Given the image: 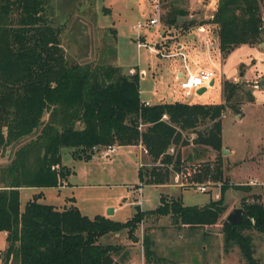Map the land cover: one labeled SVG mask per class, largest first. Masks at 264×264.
Returning a JSON list of instances; mask_svg holds the SVG:
<instances>
[{
    "label": "trees",
    "instance_id": "trees-1",
    "mask_svg": "<svg viewBox=\"0 0 264 264\" xmlns=\"http://www.w3.org/2000/svg\"><path fill=\"white\" fill-rule=\"evenodd\" d=\"M49 3L0 0V151H12L9 163L0 168V233L6 234L1 264H128L125 241L102 245L98 240L125 236L136 246L139 226L151 217H169L177 229L186 230L187 237L199 235L196 242L201 252L209 239L206 230L222 222L225 252L237 248L245 264H264L253 237L256 233L264 238V186L260 193H251L249 185L234 186L251 200L242 198L245 216L232 226L225 221L224 195L229 185L220 161L192 163L209 152H216L217 158L221 155V117L235 86L224 84L225 100L219 105L161 102L145 106L138 73L93 60L82 64L66 60L61 27L46 16ZM262 4L264 0L217 1L209 23L216 26L223 58L240 46L261 44ZM178 15L185 13L171 8L165 19L175 26ZM29 137L33 138L20 144ZM190 145L194 156L184 158L181 149ZM108 146L143 149L149 163L139 169L141 185L162 187L172 175L192 168L194 174L182 188L222 183L220 198L186 206L181 197L161 195L156 209L136 207L125 222L101 215L89 218L74 198L68 199L69 207L60 209L41 203L43 189L60 188L70 176L62 165L61 149H70L76 160L88 161ZM27 188L39 192L21 208V190ZM141 245L144 264L165 262L156 252L152 235H144Z\"/></svg>",
    "mask_w": 264,
    "mask_h": 264
},
{
    "label": "rangeland",
    "instance_id": "rangeland-1",
    "mask_svg": "<svg viewBox=\"0 0 264 264\" xmlns=\"http://www.w3.org/2000/svg\"><path fill=\"white\" fill-rule=\"evenodd\" d=\"M112 1L104 0L103 5H111L114 10L118 9L122 17L126 18L125 26L134 22L129 27H124L117 38L113 29L108 27L107 22H111V17L102 7L101 0H50L46 16L54 25L61 27V46L69 63L82 64L93 60L117 65L125 72L138 66L140 70L144 69L148 73L146 78L142 80L140 78L141 98L158 102V97L152 95L154 88L160 86L162 90L176 89L177 82L170 78L164 80L152 78L151 74L155 72L159 58L147 48L137 49L135 32L132 30L133 26L138 24L133 20L136 16L137 0H125L124 3ZM149 1L152 4V0ZM160 6L162 9L164 5ZM261 8L264 15L263 4ZM150 11L152 14L151 5ZM161 28L165 34L167 30L162 26ZM141 32L146 34L145 44L158 48L165 46L174 35L173 32L161 39L157 26L143 28ZM192 36H196L194 38L196 41L203 42L201 36L195 32ZM261 40V44L236 48L226 58L222 57V60L215 52L214 65L209 64L203 55L192 60L194 66L207 68L216 73L218 82L200 95L199 99L192 96L188 100L198 104L219 105L225 100L224 84L229 83L236 88L221 117L222 149L227 152L221 153L219 158L216 152H209L206 157L192 162L220 161L224 179L229 185L224 195V202L228 207L225 217L232 209L241 208L243 197L251 200L248 193L236 190L234 186L249 185L253 189L251 193H260L264 186V86L260 84L264 80V33ZM179 42H184L183 36H178L176 40L172 38L170 49ZM190 137L193 138V135ZM32 138L22 140L20 144L23 145ZM193 148V145L183 147L181 149L183 157L186 158L188 154L194 156ZM140 151L141 154L136 147H119L109 157H102L101 153H98L91 160L84 161L74 159L70 149H61L62 165L70 170V176L63 181L64 187L45 189V197L41 203L60 209L69 207L71 203H68V199L74 198V204L89 218L101 215L109 216L114 221L125 222L134 214L136 207L142 211L156 209L160 205L161 195L167 198L181 197L186 206H202L210 200L220 198L222 183L208 184L206 193H200L195 187L182 188L181 183L184 185L185 181L193 176L192 168L183 171L187 173L186 175L183 173L172 175L165 186L141 185L138 176L140 165L144 169L149 161L143 149ZM11 155L10 150L0 151V168L9 163ZM187 175L190 177L184 179ZM177 176L179 183L176 182ZM27 191L30 190L25 189L21 192V208L29 199L27 194L30 192ZM110 210L112 214L108 215ZM206 231L209 239L204 243L206 246H203L202 252L196 242L200 236L187 237L186 230L177 229L169 217H151L144 220L137 230L140 242L136 246H131L125 236H120L121 238L103 236L98 243L121 244L125 241L124 248H127L125 250L130 258L128 264H144L141 241L147 234L152 235L158 255L165 258L163 264H245L237 248L225 252L222 222ZM253 237L257 254L264 255V238L256 233ZM4 250L3 240L0 243V254Z\"/></svg>",
    "mask_w": 264,
    "mask_h": 264
},
{
    "label": "crops",
    "instance_id": "crops-1",
    "mask_svg": "<svg viewBox=\"0 0 264 264\" xmlns=\"http://www.w3.org/2000/svg\"><path fill=\"white\" fill-rule=\"evenodd\" d=\"M101 1H102V7H104L108 12L107 15L111 17V22H107L108 27L113 29L115 37L117 38L120 31L122 29L124 30V27H129V25H132L134 22L132 21L129 24L127 23V25L125 26L124 24L126 23V18L122 17V13L119 12L118 9L114 10L111 7V5L110 6H106L105 4L103 5L104 0H101ZM113 1L114 2L121 1L123 3L125 2V0H113ZM161 4L164 6L161 9V17H160L159 25H157V27H159L160 29L161 39L168 37V34L169 35L173 34V32H174V35L173 37H170L171 39H169V41L166 43V48L165 47L161 48L162 51H164L165 53H168L169 57L162 58V57L157 56L159 58V63H157V68L155 69V72H152L151 74L152 78L158 79V80H164V79L170 78L173 80V82H177V79L182 78L184 74V69H183L184 64L187 65L191 71H196L199 69L209 70L207 68H202L200 66H194V63H192L193 59L198 58L201 55H203L208 61V63L211 65L212 64L214 65L213 56H215V52L218 53V56L222 60V56L218 49L216 26L209 23V21H211L210 17H212L213 13L215 12L217 8V3L214 6L212 4L207 5V3L206 5L204 3L203 5L198 4L197 0H165V1L161 0ZM150 5L151 4L149 0H137L136 1V5H135L137 8L136 16H135V19H133V20H136L135 21L136 23L144 22V21L146 22L150 18H152V14L150 11ZM171 8H174L177 11L181 10L185 13V15L183 16L178 15L175 26L170 25L169 23L170 21L167 22V19H165L167 12ZM161 26L167 30L165 31L166 32L165 34H163V30H161L162 29ZM151 27L154 28L155 26H151ZM147 28H150V27H147ZM194 32L197 35L201 36L202 38L201 40H203V42L196 41V39H194L196 37V36H192V33ZM137 35L138 34L135 32V40H136ZM139 35L142 39L141 41H143L144 43H147L146 34L139 31ZM180 35L183 36L184 42L183 43L179 42L176 44V46L170 49L169 44L172 38L176 40L177 37ZM211 42L213 44H211ZM168 47L169 49H167ZM131 70L134 71L135 73H138L141 80L146 78L148 75L146 70L144 69L140 70L138 66L129 68L127 72L129 73ZM217 80L218 79H216V81L213 82V86L217 84L218 82ZM162 89L163 88H160V86H157L152 91V95L154 97H158V102L151 100V99H142L140 95L141 101L148 102L150 104L161 103V102H173V99H170L172 98L171 97L172 90H168V89L162 90ZM168 95L170 96V98ZM131 148H134V147H131ZM136 148L139 149V152L141 154L142 151L140 150L142 148L139 146H137ZM27 189L30 190L27 192L31 193V194L30 193L27 194L28 197L39 192V190L35 188H27ZM23 190H21V192ZM44 190L45 189L42 190L43 194H44ZM44 197H45V194H44ZM138 203L140 204V202ZM105 217L112 219L109 216H105ZM3 240L5 243V247H6V234L0 233V243Z\"/></svg>",
    "mask_w": 264,
    "mask_h": 264
},
{
    "label": "built area",
    "instance_id": "built-area-1",
    "mask_svg": "<svg viewBox=\"0 0 264 264\" xmlns=\"http://www.w3.org/2000/svg\"><path fill=\"white\" fill-rule=\"evenodd\" d=\"M218 0H197L198 4L203 5V3L206 5L212 4L215 6ZM152 18H150L148 21L144 23H138L136 26H133L132 30L136 32L138 35L136 37V46L137 49L147 48L152 54H155L156 56L166 58L169 57L168 53H165L162 51L161 48H158L156 46H150L140 41V35L139 31H141L143 28L151 27V26H157L159 25L160 17H161V2L160 0H152ZM212 19V17H210ZM184 74L182 78L177 79V88L172 89L171 91V97L173 99V102H184L191 104L195 101L188 100L190 97L195 96L196 99L200 98V95L197 94V91L199 89H211V84L216 81L218 78V75L214 73L211 70H204L199 69L196 71H191L187 65L184 64L183 66ZM129 74H134V71H130ZM145 106H149L150 103L143 102ZM140 147V146H139ZM118 149V147L115 146H108L107 148L103 149L100 153L102 157H109L111 154L115 152V150ZM142 167V165H140ZM179 175V174H177ZM188 177L185 176L184 179ZM178 176L176 177V182H178ZM179 183V182H178ZM210 183L207 184H200L196 185V189L200 193H206L207 192V186ZM181 185H183L181 183ZM64 187V184L60 188ZM141 190V189H140Z\"/></svg>",
    "mask_w": 264,
    "mask_h": 264
},
{
    "label": "water",
    "instance_id": "water-1",
    "mask_svg": "<svg viewBox=\"0 0 264 264\" xmlns=\"http://www.w3.org/2000/svg\"><path fill=\"white\" fill-rule=\"evenodd\" d=\"M262 86H264V80L261 81L260 83ZM211 86H213V83L211 84ZM206 91V89L202 88V89H199L197 91V93L199 95H202L204 92ZM227 151L225 149H222V153H226ZM112 214V210H110L108 212V215H111ZM245 216V212L242 208H234L232 209L228 214L227 216L225 217V221L229 224V225H232V226H238L241 221H242V218Z\"/></svg>",
    "mask_w": 264,
    "mask_h": 264
}]
</instances>
